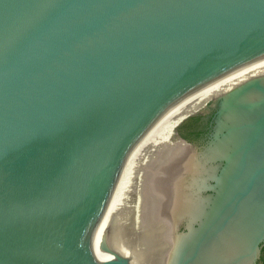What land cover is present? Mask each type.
Wrapping results in <instances>:
<instances>
[{"label":"water","instance_id":"95a60500","mask_svg":"<svg viewBox=\"0 0 264 264\" xmlns=\"http://www.w3.org/2000/svg\"><path fill=\"white\" fill-rule=\"evenodd\" d=\"M258 57L162 117L214 176L159 264H264V0H0V264H131L152 120Z\"/></svg>","mask_w":264,"mask_h":264},{"label":"bare ground","instance_id":"6f19581e","mask_svg":"<svg viewBox=\"0 0 264 264\" xmlns=\"http://www.w3.org/2000/svg\"><path fill=\"white\" fill-rule=\"evenodd\" d=\"M261 57V56H260ZM260 57L211 79L168 106L152 120L130 187L128 251L131 264H159L168 232L200 204V180L214 176L210 156L176 148L162 117L204 95V89L239 75Z\"/></svg>","mask_w":264,"mask_h":264},{"label":"flooded vegetation","instance_id":"af4514ba","mask_svg":"<svg viewBox=\"0 0 264 264\" xmlns=\"http://www.w3.org/2000/svg\"><path fill=\"white\" fill-rule=\"evenodd\" d=\"M201 115H203V117H202V122H204L205 123V125H206V130L204 131V134H205V139H204V144L207 142V140H208V138H209V135H210V132H211V122H212V117H213V115L212 114H208L207 112H204V113H201ZM180 133V132H179ZM196 133H198V134H201V133H203V130H196ZM181 134V133H180ZM182 135V134H181ZM183 136V135H182ZM184 137V136H183ZM185 138V137H184ZM186 139V138H185ZM187 140V139H186ZM187 142H188V144L191 146V149L193 150V151H196V148L198 149V148H200V146H198L196 143H194V142H192V141H189V140H187ZM203 144H201V146H202ZM207 183H208V180H207ZM207 191H205L204 190V188L203 189H201V191H200V193H201V195L202 196H204V194L206 193ZM186 220H187V218H184V217H182V218H178L177 220H176V222H180V225H179V227H178V230L179 231H181V230H183L184 228H183V225H184V222H186ZM182 223V224H181Z\"/></svg>","mask_w":264,"mask_h":264},{"label":"rangeland","instance_id":"374dc122","mask_svg":"<svg viewBox=\"0 0 264 264\" xmlns=\"http://www.w3.org/2000/svg\"><path fill=\"white\" fill-rule=\"evenodd\" d=\"M182 224V223H181ZM179 225H180V223H179Z\"/></svg>","mask_w":264,"mask_h":264}]
</instances>
